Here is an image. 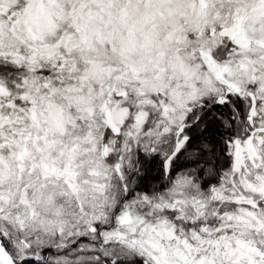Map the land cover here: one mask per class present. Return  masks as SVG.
I'll return each instance as SVG.
<instances>
[{
	"label": "snow or ice",
	"instance_id": "6c2138e0",
	"mask_svg": "<svg viewBox=\"0 0 264 264\" xmlns=\"http://www.w3.org/2000/svg\"><path fill=\"white\" fill-rule=\"evenodd\" d=\"M0 264H264V0H0Z\"/></svg>",
	"mask_w": 264,
	"mask_h": 264
}]
</instances>
